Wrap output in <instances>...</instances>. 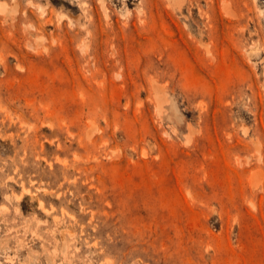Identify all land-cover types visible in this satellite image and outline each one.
I'll return each mask as SVG.
<instances>
[{
    "label": "rangeland",
    "instance_id": "1",
    "mask_svg": "<svg viewBox=\"0 0 264 264\" xmlns=\"http://www.w3.org/2000/svg\"><path fill=\"white\" fill-rule=\"evenodd\" d=\"M34 2L30 59L28 0H0V264H264V0L212 16L215 63L196 2L174 62L161 2Z\"/></svg>",
    "mask_w": 264,
    "mask_h": 264
},
{
    "label": "bare ground",
    "instance_id": "2",
    "mask_svg": "<svg viewBox=\"0 0 264 264\" xmlns=\"http://www.w3.org/2000/svg\"><path fill=\"white\" fill-rule=\"evenodd\" d=\"M106 0H100L101 6L103 8V11L106 16H108L107 13V6L105 4ZM188 0H153V5L157 6L160 2L165 5L166 9V15L169 18V22L167 23L168 26H165V30L167 33V40L166 45L169 47L170 50V57L172 61L174 60V50L175 47L179 44V38L182 36V28L183 24L179 17V15L184 14V10L186 9L190 15H192V9L191 6L187 5ZM201 0H190V2L193 4V2H196V4L199 6V10L201 11V14L206 16L208 18L206 22L205 28L201 27L198 34L193 37V50L195 53H199L204 51L206 55L209 56L210 62L215 63L216 55L213 49L214 44V33L215 30L219 28L218 25H213L212 23V16L217 19V21L223 23V25H233V27H236V24L234 22L235 18V11L232 8V5L230 3V0H207L206 1V8H203L202 4L200 3ZM29 4V10L24 9L25 14V34H26V40H25V47H26V55L31 59L30 53L34 52L37 54H41V52L44 50L42 49L39 41L37 39L32 40V33L33 29L35 32V36H41L43 34V29L45 27V23L49 20L47 17L44 16L45 13V6L41 3H36L34 0H28ZM34 6V8L32 7ZM135 7H140L139 3L136 4ZM36 10L38 13L36 14V21L32 17L33 11ZM127 10V9H126ZM218 10V11H217ZM85 11V8H84ZM34 14V13H33ZM86 14H84L85 16ZM220 16V17H219ZM223 16L227 17V21H224ZM184 17L189 19L187 15L184 14ZM107 23H111L106 17ZM77 21H80V18H77ZM141 23H145V18H140ZM185 22V21H184ZM194 22V20H193ZM187 24V22H185ZM133 25L134 28L139 32V28L136 25L135 21H130L129 19V12L127 13L126 19L124 20V25ZM190 25V24H189ZM240 29H243L242 27H239ZM234 46L237 48V51H240L239 46L236 45V42L233 41ZM257 46V45H256ZM30 50V51H29ZM264 51V49H263ZM45 52H48V50H45ZM253 53L248 51L247 56L250 57ZM110 57L113 62L117 64L122 63L123 53L119 51V49L116 47V45L112 42L110 46ZM173 56V57H172ZM222 56V53H221ZM76 62L80 63L83 62V66H90L92 64H96L98 55L95 54V52H92L86 45H83L82 47H79V53L75 54ZM264 60V57H263ZM72 62V61H71ZM174 62V61H173ZM85 66V67H86ZM88 66V67H89ZM83 70V76L88 77V74L86 73L88 69ZM258 67V62L254 60L253 64V70L256 71ZM264 67V65H263ZM74 70V69H73ZM89 72V71H88ZM96 75L94 72L91 76ZM77 74H75L74 77H76ZM115 76L117 78H125L124 75L121 72H116ZM247 133V130H245ZM7 259V258H6ZM5 259V260H6ZM12 260V259H11ZM1 263V262H0Z\"/></svg>",
    "mask_w": 264,
    "mask_h": 264
}]
</instances>
